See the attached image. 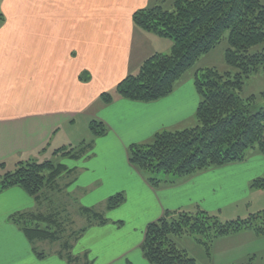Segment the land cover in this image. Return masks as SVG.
Returning a JSON list of instances; mask_svg holds the SVG:
<instances>
[{
    "label": "crops",
    "instance_id": "1",
    "mask_svg": "<svg viewBox=\"0 0 264 264\" xmlns=\"http://www.w3.org/2000/svg\"><path fill=\"white\" fill-rule=\"evenodd\" d=\"M168 1L0 0L4 15L0 20V170L46 154L62 130L68 135L79 122L98 119L107 127L104 135H91L94 144L101 141L106 145L101 163H64L74 170L63 173L57 184L43 192L41 200L19 186L0 193V264H95L99 258L97 246L91 242L79 247L75 244L91 232L107 228L110 236L103 243L102 264H150L141 249L142 236L147 224L166 210L200 206L222 213L224 209L234 210L246 199L243 194L241 198L222 195L229 191V184L235 187L238 178L226 176V165L154 187L128 161L130 144L149 142L162 130L195 125L200 98L192 83L177 84L172 93L150 102L115 95L106 104L100 98L101 93L114 91L125 76L136 73L147 57L171 50V39L145 31L133 22L138 9ZM91 154L93 151L87 156ZM76 171L79 175L61 187L60 180L73 173L76 176ZM105 182L128 185L131 195L126 189L118 190L123 191L125 200L113 209L106 204L108 221L89 224L74 240L70 251L75 252H71L77 256L75 261L57 254L38 257L34 243L10 220L16 212H35L44 197L61 188L72 192L83 189L80 187L103 188ZM9 194L19 199H5ZM100 194V203H105L110 195ZM130 200L140 223L137 239H133L134 233L122 232L123 223L111 222L106 215ZM230 236H247L250 243L261 238L250 230Z\"/></svg>",
    "mask_w": 264,
    "mask_h": 264
},
{
    "label": "trees",
    "instance_id": "2",
    "mask_svg": "<svg viewBox=\"0 0 264 264\" xmlns=\"http://www.w3.org/2000/svg\"><path fill=\"white\" fill-rule=\"evenodd\" d=\"M169 4L171 8L165 6L167 3H157L138 9L133 13V22L145 31L170 38V52H155L147 57L136 73L128 74L116 84L114 91L101 93V100L108 104L118 95L150 102L169 95L201 55L214 49L224 37L229 44L225 61L237 72H221L216 67L198 69L194 74V86L200 98L195 114L197 123L180 130H162L149 142L128 146L129 163L154 187L174 184L180 178L243 161L250 148L264 155V104L255 110V96H240L244 78L264 68V4L261 0H170ZM2 19L4 15L0 12ZM90 129L94 137L107 131L105 123L98 119L91 120ZM91 147L87 142L78 147L63 146L54 154L77 159ZM72 170L59 161H19L13 171L4 173L0 193L19 186L39 199L43 191L57 184L63 173ZM161 173L172 177L165 179ZM250 187L264 189V176L253 179ZM124 200L123 192L111 195L107 208H116ZM81 210L89 220L95 219L99 224L108 221L101 212L85 206ZM10 220L32 243L61 239L62 228L53 214L23 211L13 213ZM45 222L57 228L44 226ZM244 230L264 236V209L247 218L227 221L200 206L166 210L160 218L147 224L141 249L150 264H198L178 246V237L195 236L209 251L219 238ZM71 247L72 244L65 241L61 252L68 261H75L77 256L71 253ZM34 251L38 257L45 256L36 248Z\"/></svg>",
    "mask_w": 264,
    "mask_h": 264
},
{
    "label": "rangeland",
    "instance_id": "3",
    "mask_svg": "<svg viewBox=\"0 0 264 264\" xmlns=\"http://www.w3.org/2000/svg\"><path fill=\"white\" fill-rule=\"evenodd\" d=\"M264 4V0H261ZM170 1L165 5L167 8H171ZM170 39V38H168ZM172 41V40H170ZM229 47L227 37L224 39L210 52L201 55V57L196 61V63L182 76L177 84H188L192 83L194 86V74L200 68L216 67L221 72H237V69L225 61V51ZM170 52V49L165 51ZM195 87V86H194ZM196 89V88H195ZM264 68H259L256 72H252L248 77L244 78V86L240 92V96L247 98L250 96H255V110H258L264 104ZM92 120V119H91ZM86 124L79 122L76 127L69 130L70 133L65 135L62 130L56 138L51 142L50 148L46 154H41L37 159L33 161L43 162L45 160L59 161L66 164H78L83 165V163L92 164L94 162L101 163L104 158L103 149H105V143L97 142L93 143L92 131L90 129V122ZM197 122H195L196 124ZM62 133V135H61ZM152 140V139H151ZM91 143L93 145V155L87 156L88 153L92 151H86L84 156L79 160H73L71 157H65L61 155L54 154V151L60 147H78L83 143ZM92 148V147H91ZM128 150V149H127ZM120 156V154H115L114 157ZM81 162V163H80ZM229 165V166H228ZM225 166V165H224ZM229 170L226 174L228 177L236 176L237 182L235 187L232 184L228 185L229 191L221 192L223 196H236V198H241L242 194L244 201L239 202L237 207L232 209H224L222 213L216 212L222 221L237 219V218H247L251 213H256L264 209V189H253L250 184L253 179L257 177L264 176V155L261 154L256 148H250L247 151L246 158L243 161L235 162L232 164H227ZM16 166H7V168H2L0 170V180L6 171H13ZM222 167V166H220ZM135 168V167H134ZM79 175V171H76L72 175H68L60 180L61 187H64V182L67 180H74L75 177ZM161 176L165 179L172 177L171 174L161 173ZM169 176V177H168ZM77 189L75 191H70L65 188L55 191V193L49 194V197H44L42 199V205L35 212H42L44 214H53L56 219V223L61 225V239L56 242L51 240H37L34 242V247L39 251L43 252L46 257L57 254L65 259L66 256L62 255L61 244L65 241L73 244L74 240L78 239L81 230L88 227L89 224L99 225V221L95 219H90L82 210L81 207H88L96 212L106 213V204L100 203V198L102 192L104 194L114 195L118 190L126 189V192H130L128 185H120V183H104L103 188H85ZM102 190V192H101ZM44 192V191H43ZM108 195V196H109ZM131 195V192H130ZM16 198L17 196L9 194L5 199ZM131 199V198H130ZM132 200V199H131ZM131 200L126 206L118 208L111 214H106L111 222L116 221L123 223L122 232L125 234L134 233L133 239H137L140 236V223L136 218L135 212L130 208ZM44 226L51 227L53 229L57 228V225L45 222ZM109 228L103 230H95L88 234V236H83L75 244L77 247L83 245L84 243L91 242L93 245L97 246L98 261L95 264L104 263V253H102L103 243L110 236L108 231ZM99 231H104L100 232ZM84 232V231H83ZM80 234V235H79ZM244 235V234H242ZM144 236V235H143ZM142 236V238H143ZM248 236V235H247ZM247 236H234L233 238H223L216 240L209 251L197 242L195 236L184 235L177 238V244L179 247L185 249L188 254L195 258L198 264H264V236H261L257 241H248ZM142 244V243H141ZM75 251V250H74ZM72 252V251H71ZM75 253V252H72ZM257 254L256 257L253 256ZM252 256L250 260L249 257ZM81 258H83L81 256ZM129 258L134 260L133 256ZM85 259V256L84 258ZM86 262L91 261L87 258ZM136 263V262H135ZM54 264H63L58 261ZM79 264V263H77Z\"/></svg>",
    "mask_w": 264,
    "mask_h": 264
}]
</instances>
